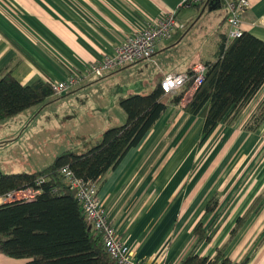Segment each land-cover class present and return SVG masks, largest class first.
I'll return each mask as SVG.
<instances>
[{"label":"crops","instance_id":"obj_1","mask_svg":"<svg viewBox=\"0 0 264 264\" xmlns=\"http://www.w3.org/2000/svg\"><path fill=\"white\" fill-rule=\"evenodd\" d=\"M180 1L0 0V74L10 66L13 76L22 85L40 79L61 81L72 72L83 73L88 64L105 55H112L115 47L146 21L176 10L177 20L185 25L184 29L159 42L148 61L166 60V55L186 38L187 25L193 24L197 15L209 14L218 8L217 4L211 6L212 2L179 7ZM226 14L225 11L222 17L218 16L215 30L201 40L199 51L185 64L179 66L174 62L172 68L165 65L159 68L162 76L158 83L167 74L188 72L195 65L215 59L220 35H225L228 29ZM241 27L264 41V0L250 1ZM90 77H84L59 97L81 89ZM191 93L186 94L188 99ZM263 98L264 83L232 126L220 122L203 139V120L199 115L185 112V103L167 105L141 141L101 178L97 195L118 237L131 248L134 260L148 264H181L188 255L212 258L218 249L224 248L225 257L232 263L248 259L247 264H264V242L257 250L254 251L255 244L250 249L254 238L264 228V195L260 208L249 216L231 240L229 233L234 225L231 220L227 226H220L209 234L210 222L216 217L218 223L224 215L221 202L218 200L214 212H205L208 200L220 194L219 175L227 166L230 153L252 133L245 126ZM31 108L11 118L25 116ZM65 120L51 129L36 132L56 135L57 132L83 133L88 129L97 132L107 123L101 116L87 112L75 119L67 114ZM234 200L235 196L230 197L228 205ZM199 221L203 222L210 241L194 234ZM261 252L263 255L259 256ZM221 260L216 264H221ZM27 261L0 254V264H26Z\"/></svg>","mask_w":264,"mask_h":264},{"label":"trees","instance_id":"obj_2","mask_svg":"<svg viewBox=\"0 0 264 264\" xmlns=\"http://www.w3.org/2000/svg\"><path fill=\"white\" fill-rule=\"evenodd\" d=\"M237 1V0H235ZM216 4L212 1L211 6ZM206 68L201 84L192 90L183 105L189 115H199L203 122L201 138L216 124L232 126L242 110L264 83V41L247 31L231 40L220 35L215 59L203 64ZM172 95L165 94L160 83L148 93L129 94L119 99L126 119L105 129L101 139L81 152L61 151L48 166L32 172H2L0 170V254L11 258H26V264H116L95 233L77 201L76 190L61 174L67 167L76 177L101 181L105 173L115 168L129 149L136 146L149 131L167 105H180L190 91L194 76ZM0 121L7 120L28 108L54 96L49 81L37 80L22 85L7 66L0 74ZM264 120V98L247 122L245 129L253 132ZM31 189V199L11 200L8 195ZM262 195L256 196L247 209L236 217L230 231L231 240L257 210ZM218 197L212 196L205 212H214ZM264 229V228H263ZM194 234L210 241L203 222L196 223ZM247 264L248 259L232 263L224 248L216 255H188L181 264Z\"/></svg>","mask_w":264,"mask_h":264},{"label":"rangeland","instance_id":"obj_3","mask_svg":"<svg viewBox=\"0 0 264 264\" xmlns=\"http://www.w3.org/2000/svg\"><path fill=\"white\" fill-rule=\"evenodd\" d=\"M225 11L226 7L222 4L209 13L210 15L208 13L197 15L195 17L197 20L187 25L185 29L186 31L189 28L186 38L166 55L168 56L166 60L161 59L158 63L148 61L150 59L143 60L124 65L103 78L91 76L81 89L64 97L51 96L45 102L32 106L25 116L0 121V170L32 172L51 164L55 156L63 150L81 152L89 148L101 139L105 129L125 121L126 115L119 104V99L129 94L148 93L162 76L159 68L163 65L172 68L174 62L181 66L196 55L201 40L207 39L215 30L218 16L222 17ZM188 97L185 96L182 103H185ZM82 112L104 118L107 122L104 129L97 132L88 129L83 133L57 132V135L53 132L48 134L36 132L51 129L66 121L67 114L75 119ZM230 155L227 166L219 175L222 189L217 197L223 205L224 215L218 223L215 222L216 217L210 222L209 234L220 226L225 227L229 222H235L236 217L246 210L257 194L262 192V196L264 195V120L260 122L257 130L249 133L235 146ZM233 196L235 200L228 205V199ZM5 201L1 199L0 204ZM260 206L259 204L258 208ZM263 242L264 229L256 235L250 249L255 244L254 251L257 250ZM262 255L263 252L259 254Z\"/></svg>","mask_w":264,"mask_h":264},{"label":"built area","instance_id":"obj_4","mask_svg":"<svg viewBox=\"0 0 264 264\" xmlns=\"http://www.w3.org/2000/svg\"><path fill=\"white\" fill-rule=\"evenodd\" d=\"M217 0H181L179 7H190ZM226 7L227 40L239 37L243 30L241 20L250 6L251 0H218ZM185 25L177 20L176 10L163 13L155 20H148L137 31L129 35L125 41L118 44L112 55H105L101 60L88 64L86 70L72 72L61 81H49L53 90V95H62L73 87L77 86L84 77L94 76L103 78L113 73L115 70L127 64H134L150 59L155 52L159 42L167 40L178 29H184ZM205 66L195 65L192 68L194 80L190 91L197 88L204 79ZM191 76L187 73H170L163 77L160 82L161 89L165 94H174L180 90ZM61 174L72 188L76 190L77 201L83 211L85 219L91 228L101 237L102 243L116 264H148L143 261H136L132 258L131 248L123 242L117 235L114 226L108 219L105 207L97 195L96 180H84L76 177L67 167L61 168ZM35 192L31 189L19 190L8 195L11 200L27 198L31 199Z\"/></svg>","mask_w":264,"mask_h":264},{"label":"water","instance_id":"obj_5","mask_svg":"<svg viewBox=\"0 0 264 264\" xmlns=\"http://www.w3.org/2000/svg\"><path fill=\"white\" fill-rule=\"evenodd\" d=\"M216 4H217V7L221 6V4H220V2L218 0L216 1ZM213 8H215V7H213Z\"/></svg>","mask_w":264,"mask_h":264}]
</instances>
